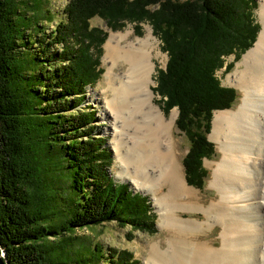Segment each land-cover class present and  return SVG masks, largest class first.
Segmentation results:
<instances>
[{"label":"trees","instance_id":"16d2710c","mask_svg":"<svg viewBox=\"0 0 264 264\" xmlns=\"http://www.w3.org/2000/svg\"><path fill=\"white\" fill-rule=\"evenodd\" d=\"M47 1L0 0V253L6 264H99L100 249L88 255L72 237L84 247L73 256L68 235L112 222L154 232L155 214L145 197L107 174L110 155L95 133V112L83 106L86 87L102 74L107 35L89 29L90 19L101 17L114 30L126 22L152 27L168 60L151 90L166 114L177 109L175 128L189 141L185 179L201 188L207 179L202 162L215 152L207 139L212 116L238 98L221 85L217 72L231 68L226 59L238 60L256 42V2L69 0L64 19L47 35L42 21L54 20ZM31 33L38 51L29 55ZM51 169L68 186L42 177ZM106 264L138 263L117 254Z\"/></svg>","mask_w":264,"mask_h":264},{"label":"bare ground","instance_id":"6f19581e","mask_svg":"<svg viewBox=\"0 0 264 264\" xmlns=\"http://www.w3.org/2000/svg\"><path fill=\"white\" fill-rule=\"evenodd\" d=\"M259 16L254 47L227 76L241 93L240 104L213 118L211 137L221 159L212 167L209 183L217 194L209 201L187 186L175 157L177 111L166 118L154 103L150 86L159 52L151 30L143 37L113 32L105 43L110 99L102 100L112 118L113 151L133 169L135 186L154 195L167 234L147 247L146 264H264V0ZM121 174L128 176V169ZM196 212L202 221L182 217ZM214 227L218 240L207 239Z\"/></svg>","mask_w":264,"mask_h":264},{"label":"rangeland","instance_id":"374dc122","mask_svg":"<svg viewBox=\"0 0 264 264\" xmlns=\"http://www.w3.org/2000/svg\"><path fill=\"white\" fill-rule=\"evenodd\" d=\"M180 1H185V0H180ZM47 2H48V6L50 5L51 7H53L52 14H53V19H54L53 23H50V24L47 23V21L46 22L42 21L43 27L45 29L44 31L48 35L54 29L56 23L64 19V15L62 11L66 7L69 0H48ZM255 2H256V7L254 8V12H253V19H254L253 21H254V24H257V26L259 27V30H258V34H259L262 28L261 19L259 16L260 0H255ZM148 28L151 30L152 36L157 41V45H158L157 51L159 52L158 56L153 59L154 63L156 64V71L153 76L154 84L150 86L152 90H155V88L157 87L156 75L158 74L159 70H163L165 68L167 60H168V56H167V53L162 50V45H161L160 40L156 36L153 35L152 27L148 24V22L141 23L139 26H137L135 23L126 22L120 28H117L114 30L110 28L107 22L101 17H94L90 19L89 21V29H99L105 32L107 35H106V39L104 43L101 46L102 53L99 59V68L102 69V74L100 75L96 84H94L93 86L86 87L85 102L83 106H89L90 110L95 112V123H94L95 133L97 134V137H100L102 140H104L105 142L104 147L108 149V152L110 155L109 160L111 163L109 164V166H106L107 174L113 179V181L116 184L128 186L129 192L145 197L149 201L152 213L155 214L154 232L132 230L129 228L128 225L122 228L121 226H119L120 224L117 225L116 223L112 222V223L102 224L96 227L76 228L71 234L68 235V238L73 237V238L78 239V241L80 242V245L85 247V250L88 255H89L88 250L92 251L97 246L101 252L97 254L96 260H98L99 256L103 257L102 259L99 258V264H106L108 262V256H111V255L117 256V254L118 255L124 254L126 256H130L131 259L133 261H136L138 264H146L148 260L147 258L148 248L147 247L153 243L161 244L164 241L165 236L167 235L166 231L160 228V222H161L160 211H159V206L156 204L154 195L151 192H145L141 190L140 188L136 187L131 179L132 177L131 172L133 171V169H131V166L127 165L126 167V164L123 165L118 159H116V156L113 151V136H112V131H111L112 118L105 115L106 114L105 104H104V101L102 100L104 97H107V99H110L108 88L103 79V74L106 69L103 63V56L105 53L104 46H105V43L108 37L113 32H123V33L132 32L134 36L143 37L144 35L147 34ZM32 33L27 35L28 38L30 39L29 44L27 46V51H29V55L30 53L36 54L38 51V47H37L38 44H36L35 42L36 36L34 34L32 35ZM254 44L249 50H251L254 47ZM51 48H52V51L55 50L54 46H52ZM249 50H247L238 60H235L234 56H230L229 58H227L226 65L227 66L232 65L231 68L229 69L223 68L222 70L217 72V77L221 85L226 88L234 89L238 94V98L236 102L234 103V105L230 109L223 110V111H234L237 108V106L240 104L241 93L238 89L232 87L231 84L227 82V76L236 69L237 63L242 61L243 56ZM58 51L60 52L59 49ZM52 67L56 68L57 65H53ZM41 90H42L41 91L42 94H46L45 88L41 87ZM153 94H154V103L162 108L163 103L160 102L161 97L155 91L153 92ZM175 110L177 111V109H173L169 113L166 114L162 109V114L166 118H169V116ZM73 111L74 110H72V112ZM218 112L220 111L215 112L212 116L211 129H213V118L215 114ZM211 134H212V131L210 130V133L207 139L211 144H213L215 152L212 157L205 158L202 162V168L205 172H207V179L205 180V183H203L201 188L192 187L188 185L187 183V186L195 191L198 199L201 201L202 200L209 201L213 198V196L217 194L216 190L210 186L209 181H210L211 174H212V167L220 161L221 153L219 149L217 148V144L212 139ZM173 139H174L175 157L178 161L183 177H186L185 176L186 173L183 168L182 162H183L184 156L188 152L189 141L183 134L179 133L176 130L175 122L173 125ZM121 168L122 169L126 168V170L128 169L129 175L128 176L125 174L120 175ZM121 176L126 179L123 180ZM42 177L44 179H48L49 182L53 183V185H56L57 182L62 180L61 182L58 183V186L59 185L60 187H65L66 185L68 186L67 183H64L66 181L63 178H61L60 175L57 174V171L55 170L51 169L50 172H45V175H43ZM87 190L90 191L91 189L87 187ZM65 194H67V191L65 192ZM59 207H57L56 212H60L64 214L63 210ZM55 217L57 218L56 215ZM182 217L185 219H188V218L201 219L200 221H202L203 214L202 212H196L195 214L194 213H184ZM218 229H219L218 227H214L212 232H208L207 239L218 240V236H219ZM57 238H58V234L51 237L50 240L53 243V242H56ZM73 238H72V244L74 245L72 246V254L73 256H75V249L77 251V249H79L78 248L79 245H77L78 242L74 241ZM84 247L82 249H79V251L83 253ZM87 254L84 256L85 259H87L88 257ZM70 258L73 259V257H70Z\"/></svg>","mask_w":264,"mask_h":264},{"label":"water","instance_id":"95a60500","mask_svg":"<svg viewBox=\"0 0 264 264\" xmlns=\"http://www.w3.org/2000/svg\"><path fill=\"white\" fill-rule=\"evenodd\" d=\"M177 116H178V112H177ZM5 260H6V255L5 253H0V264H6L5 263Z\"/></svg>","mask_w":264,"mask_h":264}]
</instances>
